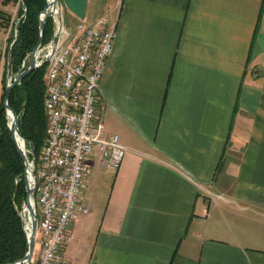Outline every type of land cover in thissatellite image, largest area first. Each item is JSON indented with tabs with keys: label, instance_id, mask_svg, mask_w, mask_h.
Instances as JSON below:
<instances>
[{
	"label": "crops",
	"instance_id": "obj_1",
	"mask_svg": "<svg viewBox=\"0 0 264 264\" xmlns=\"http://www.w3.org/2000/svg\"><path fill=\"white\" fill-rule=\"evenodd\" d=\"M103 17L96 119L127 154L115 171L95 148L57 264H264V0H88Z\"/></svg>",
	"mask_w": 264,
	"mask_h": 264
},
{
	"label": "built area",
	"instance_id": "obj_2",
	"mask_svg": "<svg viewBox=\"0 0 264 264\" xmlns=\"http://www.w3.org/2000/svg\"><path fill=\"white\" fill-rule=\"evenodd\" d=\"M22 5L24 1L18 0V7ZM57 9L60 10L59 6ZM23 10L26 12V8ZM24 17L17 18L15 11L6 36L0 41V63L8 66L6 84L17 74L10 71L8 39L11 31L17 37V24ZM53 21L55 35L57 18ZM74 28L75 33L66 27L63 17L55 52L51 54V40L41 47L36 59L38 68L48 65L44 101L46 138L35 168L38 182L34 207L43 238L38 264H57L62 247L73 240L70 233L73 221L89 213L81 195L88 161L95 155V148H100V161L115 171L121 168L127 154L119 136H108L102 122L96 119L101 81L117 36L116 23L110 24L106 17L94 24L80 19ZM24 221L28 235L29 219L28 223L26 218Z\"/></svg>",
	"mask_w": 264,
	"mask_h": 264
},
{
	"label": "trees",
	"instance_id": "obj_3",
	"mask_svg": "<svg viewBox=\"0 0 264 264\" xmlns=\"http://www.w3.org/2000/svg\"><path fill=\"white\" fill-rule=\"evenodd\" d=\"M2 4L7 0H1ZM24 5L17 10V18L25 15L18 24L15 38L11 31L7 47L10 50V71L19 73L23 63H29L30 55L40 37L39 16L47 5V0H23ZM15 3L17 0L14 1ZM23 8H26L24 12ZM12 17L4 22L5 32L11 26ZM55 25L51 18L45 24L43 44L49 43L54 35ZM11 49H9L12 42ZM43 45V46H44ZM47 64L32 71L20 85L16 86L9 99V106L19 116V130L22 136L36 150L39 159L46 138L47 116L45 112ZM6 74L3 75V93L0 101V264H12L22 260L28 252L29 243L24 231L20 212L26 202V167L9 129V120L3 107L6 95ZM29 160L32 159L28 155ZM35 253V252H34ZM35 255V254H34ZM34 257V256H33Z\"/></svg>",
	"mask_w": 264,
	"mask_h": 264
},
{
	"label": "water",
	"instance_id": "obj_4",
	"mask_svg": "<svg viewBox=\"0 0 264 264\" xmlns=\"http://www.w3.org/2000/svg\"><path fill=\"white\" fill-rule=\"evenodd\" d=\"M88 0H49L47 2V6L43 10V12L39 16L40 20V37L37 43V46L33 50L30 55L29 63L21 69L19 73L16 74L15 79L7 84L6 86V95L3 103V107L6 110L7 118L9 120V129L11 131L13 140L17 145L18 152L24 161L26 171H25V183H26V191H27V198L26 202L23 205L21 210V218L23 219V224L25 225V217H24V209L28 210L29 213V224H30V233L27 235L29 249L25 257L17 262L12 264H31L34 256V252L36 249V238L38 233V219L37 214L34 207V200H35V189L38 182V177L36 175V150L33 144H30V149L28 148L27 140L22 136L19 130V116L18 114L9 106V99L11 96L12 90L21 84L27 75H29L32 71L38 68L36 64V59L39 50L43 46V39H44V31H45V24L48 18L55 20L57 18L58 23L56 26L58 27L57 32L53 36L51 41V54L55 52L56 44L58 42L60 32L63 26V15L64 11L68 10L73 13L77 18L84 19L85 12L87 7ZM59 6V9H57ZM63 10V13L61 9ZM9 61H10V51H9ZM28 155L32 156V160H29Z\"/></svg>",
	"mask_w": 264,
	"mask_h": 264
},
{
	"label": "rangeland",
	"instance_id": "obj_5",
	"mask_svg": "<svg viewBox=\"0 0 264 264\" xmlns=\"http://www.w3.org/2000/svg\"><path fill=\"white\" fill-rule=\"evenodd\" d=\"M19 8V7H18ZM18 8H16L17 10H18ZM66 13V12H65ZM74 15V14H73ZM77 18V17H76ZM77 19H79V18H77ZM64 20H65V18H64ZM75 22H73V21H71L70 22V26L72 27V29H73V31H74V33H75V28H74V26H75ZM48 44V43H47ZM44 45V44H43ZM46 45V44H45ZM8 70V66H6V65H3V66H1V73H0V101H1V96H2V93H3V75L4 74H7V71ZM32 160V159H31ZM36 243H37V248L35 249V255L38 253V251H39V248H40V232H39V230H38V233H37V238H36ZM34 255V256H35ZM31 264H34L33 262L31 263Z\"/></svg>",
	"mask_w": 264,
	"mask_h": 264
},
{
	"label": "bare ground",
	"instance_id": "obj_6",
	"mask_svg": "<svg viewBox=\"0 0 264 264\" xmlns=\"http://www.w3.org/2000/svg\"><path fill=\"white\" fill-rule=\"evenodd\" d=\"M24 213H25V218L27 219V223H28V219H29V213L27 209H24Z\"/></svg>",
	"mask_w": 264,
	"mask_h": 264
}]
</instances>
